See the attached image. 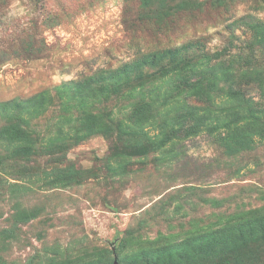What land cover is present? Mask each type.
<instances>
[{
  "label": "rangeland",
  "instance_id": "374dc122",
  "mask_svg": "<svg viewBox=\"0 0 264 264\" xmlns=\"http://www.w3.org/2000/svg\"><path fill=\"white\" fill-rule=\"evenodd\" d=\"M216 51L224 64L209 73ZM177 62L206 73L187 66L167 79ZM126 63L109 96L80 104L57 94ZM253 71L264 80V0H0V102L49 91L50 106L30 119L36 133L90 113L108 129L30 162L33 171L0 161V264H169L153 250L184 239L176 264H264V138L176 132L160 146L158 124L142 122H162L159 108L134 114L197 79L264 108Z\"/></svg>",
  "mask_w": 264,
  "mask_h": 264
},
{
  "label": "trees",
  "instance_id": "16d2710c",
  "mask_svg": "<svg viewBox=\"0 0 264 264\" xmlns=\"http://www.w3.org/2000/svg\"><path fill=\"white\" fill-rule=\"evenodd\" d=\"M213 55V60L216 63L209 73H214L217 67L219 68L224 64L223 53L216 51ZM144 58L147 61L151 60L150 56ZM209 61L206 65H210ZM131 66L132 64L126 63L117 68L97 71L79 80L65 82L56 87L57 94H72V100L80 104L99 100L118 89L123 80V74H128ZM187 66H190V70L194 71L195 75L200 76L206 73L197 68L195 70L194 64ZM187 66L177 62L174 66L167 67L163 74L167 79L174 80L179 76L183 79ZM216 73H218L215 74L216 76H221L219 74L221 72ZM250 74L255 77V84L264 90L262 73L253 71ZM97 77L99 79H95ZM102 82H104V85H101ZM109 84L113 86H108ZM215 89L216 87L212 88L197 79L190 83L186 95L183 96L179 93L172 95V90H166L163 94L156 93L152 98H157V101L161 99L160 104L149 99V101L139 104L134 114L139 113L143 105L144 109L148 107V110L149 107L154 109V105L156 110L159 108L157 114L162 115V122L157 123L156 117L158 115L153 114L145 115L142 122L143 124L151 123V126L158 124L154 128H157L163 137L160 146L168 145L169 142L174 141L175 139L172 138L176 135V132H181L183 137H189L206 131L212 133L224 130L230 137L233 136L232 133L235 131L238 132L241 140L248 139L251 141L254 137L264 138V108L260 105V102L255 101L254 98H245L244 94L239 91L232 93L233 95L227 94L225 97L216 96L214 95ZM261 92V96H263L264 91ZM52 95V92L41 91L27 98L0 102V116L5 117L7 120V123L0 127V150L4 149L6 152L4 154L0 153L1 162L5 160L21 161L23 162L21 166L24 169L33 171L34 166L28 164H36L38 158L45 155L51 157L57 154L60 157L63 154L65 156L72 144H77L88 136L108 130L107 127H103L101 115L90 113L80 119L69 116L61 117L50 132L36 133L30 127V119H33L35 115L50 106ZM192 100L196 103H192ZM153 117L154 119L151 120ZM76 121L79 122L78 126L74 125ZM2 166L6 167L0 165V170L3 169ZM188 241L189 239L170 242L153 251H158L157 259L168 258L169 264H176L172 261L174 254L179 256L182 250L186 253L188 251ZM181 258L184 262L189 260L188 255ZM223 264L231 263L226 261Z\"/></svg>",
  "mask_w": 264,
  "mask_h": 264
},
{
  "label": "water",
  "instance_id": "95a60500",
  "mask_svg": "<svg viewBox=\"0 0 264 264\" xmlns=\"http://www.w3.org/2000/svg\"><path fill=\"white\" fill-rule=\"evenodd\" d=\"M113 264H120L117 256H115L114 261H113Z\"/></svg>",
  "mask_w": 264,
  "mask_h": 264
}]
</instances>
